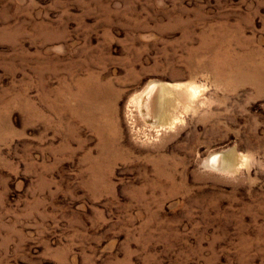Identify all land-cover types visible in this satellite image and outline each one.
<instances>
[{"label": "rangeland", "instance_id": "obj_1", "mask_svg": "<svg viewBox=\"0 0 264 264\" xmlns=\"http://www.w3.org/2000/svg\"><path fill=\"white\" fill-rule=\"evenodd\" d=\"M0 264H264V0H0Z\"/></svg>", "mask_w": 264, "mask_h": 264}, {"label": "bare ground", "instance_id": "obj_2", "mask_svg": "<svg viewBox=\"0 0 264 264\" xmlns=\"http://www.w3.org/2000/svg\"><path fill=\"white\" fill-rule=\"evenodd\" d=\"M167 89V86H164L162 84H154V83H150L149 86L146 88V96L149 99V105H152V108L155 110H157V107L159 106V102L163 105V107L166 106V103L168 104V94L165 92V90ZM163 96L165 97V100L163 101ZM197 96V91H195V89H191V90H186L185 92H182L180 94V98L178 103L176 104L177 106V110L178 108H181L185 105L190 104L191 102H194L195 98ZM170 97V96H169ZM178 100V98H177ZM176 100V101H177ZM170 101V100H169ZM172 101V100H171ZM196 101V100H195ZM175 107V106H174ZM151 108V107H150ZM169 112V111H168ZM169 114V113H168ZM151 115V114H150ZM169 116L173 117L172 122H170L169 124L173 123L174 121H176L175 119H177V116H175V114H169ZM169 118V117H168ZM221 157V156H220ZM213 162L215 164H220V165H225L220 158H215L213 160ZM227 166V165H226Z\"/></svg>", "mask_w": 264, "mask_h": 264}]
</instances>
